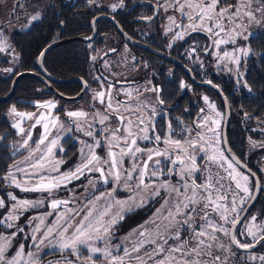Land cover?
<instances>
[{"label": "snow or ice", "instance_id": "1", "mask_svg": "<svg viewBox=\"0 0 264 264\" xmlns=\"http://www.w3.org/2000/svg\"><path fill=\"white\" fill-rule=\"evenodd\" d=\"M253 2L254 0H236L234 4H225L222 0H173L171 6L180 13L181 20L178 22L174 16H170L168 19L172 25H175V28L182 29L180 32H174V39H183L185 35H190L192 32L206 34L211 41V48L214 49L217 68H227L231 72L233 69L228 67L230 64L234 65L236 72L239 73L241 55L247 57L251 49L249 47H236L230 51L226 48L222 49V46L235 45L237 38L248 39V36L244 35L247 31V25L243 23L244 18L247 19L248 23L253 21L257 24L261 23L251 10ZM255 2L260 4L261 0H255ZM161 7H164L165 11L168 10V5H161ZM113 10H115V6H113ZM255 11L260 12L264 17V4H261ZM31 19L37 20L39 16L34 15ZM225 21H227V24ZM238 29L239 31H237ZM168 31H174V29L169 26ZM2 35L0 33V37ZM7 48V42L0 39V53L5 52ZM205 52H208V47L205 48ZM42 56L43 53H41ZM208 83H211V81H208ZM85 87H87L86 84ZM183 87L185 85L182 82L181 88ZM245 87H247L246 83ZM151 91L158 92V89L153 88ZM249 91H251L250 88ZM125 95L131 97L132 93L129 91ZM105 96L104 91L96 92L94 99H98L101 104H105ZM157 99L159 103H163V100H159V97ZM203 99L209 110L208 113L194 122L195 128L185 127L183 129L184 135L179 139H174L172 135L174 130L170 122L167 125V136L161 137L159 134L149 135L150 131L152 133L156 131L152 117H149L146 122L142 116H137L136 121L138 123H136L130 116H123L120 113L121 107L128 112H136L140 110V106L133 107L128 105L127 102H117L119 107H114L109 91L107 93L106 110H110V114L116 115L117 120L120 121V126L111 132L110 139L107 141L108 159L102 160L101 157L95 154L94 147H101L100 140L96 139L92 132H86L85 135L93 136L96 141L95 145L86 144L90 149L88 158L82 164L77 165L74 170L67 173L60 172L58 165L61 162L55 160L53 154V149L57 146L59 137L53 138L45 145L50 135L49 123L55 127L59 123L58 117H50L49 114L44 112H41L39 116L34 113L18 112L13 107L10 110L11 114L20 119L12 127L16 128L20 135L25 133V129L22 127L24 120H34L32 127L40 125L42 121L44 122L42 124L44 133L35 142V148L29 153L28 159L31 162L27 165V168L14 166L3 177L4 180H10L11 185L20 189V191L47 192L51 195L61 186L66 187V183H70L73 179H79L85 170L99 172L104 184H108L109 177L119 184L122 179L121 169L123 168L124 158L128 157L131 161V167L124 169L125 184L123 186L125 188L132 187L128 182L135 178L137 181L135 187L141 191L152 188L154 189L152 195L158 196L160 190L163 189L169 197L172 193H175L176 197L171 206H169L168 199H165L162 205V209H167V214L162 217L168 221V224L165 225V231L163 233L158 232L157 238L149 237L147 231L140 232L141 237L148 238L140 240L131 249L124 247L123 255L113 254L108 239H110L113 226L123 219L125 208L131 210V207L127 205V201L115 200L112 192H101L99 195L92 194L93 198H86V202L79 209L68 208V205L72 203L70 200H52L50 207L54 211L62 205L64 210L56 212L54 223L47 227L45 234L36 244V247L39 248L45 240L55 234L58 237V242L54 247L59 248L61 253L69 252L70 255L76 257L75 261L66 259V264H77V262L83 264L85 261L86 264H97L101 259L106 264H126V261L127 264H132L133 261L138 262V264H148V260H151L153 264H217V262L226 264V261H222L221 257L214 255L212 251L214 246L225 249L224 243L220 242V237L216 233L226 237L233 233L230 235V239L232 244L237 247L246 250L255 247V244H241L237 240L234 229L236 224L239 223L238 214L231 220L229 219L232 213H237L236 196L234 195L233 199L229 201L227 191H221L225 188L222 181L225 179L231 180L235 184V189L245 194L244 197H240V204L243 205L245 199L251 196L248 187L249 177L239 172L232 161L224 155L223 149L219 147L221 143L219 118L222 117V114L217 111L216 105L210 102L207 96ZM36 107L51 110L56 107V104L53 101H47L37 104ZM203 111L201 109V112ZM152 112L155 115V109H152ZM67 115L77 121L86 120L88 117V113L84 111L69 112ZM95 116L100 124H105L110 119V115L100 112H97ZM125 120H127V124H124ZM134 126L135 131L133 130ZM77 128L82 130L79 123ZM121 129L124 131L123 136L119 135ZM101 131H104V129H101ZM31 139L29 133L22 146L27 147ZM138 139L153 143L156 147L145 146L142 148L137 144ZM160 144H163L164 147L161 148ZM42 145H45L43 151L41 149ZM261 146H264V144ZM116 148H119V152L114 151ZM36 153H40V155L33 160L32 157ZM201 153L202 156H200ZM161 157L164 161H167L164 167H160L163 163ZM198 157L203 162V172L201 163H198ZM232 160H235V156L232 157ZM236 163H239V161H236ZM150 164L151 168L149 167ZM102 165L108 166L107 172ZM213 165L218 169H222L227 175H221L219 171L214 173L212 171ZM29 168L32 171H28ZM15 172L23 173L24 179H18ZM52 173H58V175ZM197 173H201L202 180ZM164 175L169 177L176 175L181 183L173 184L170 180H161L159 186L155 183H145V177L151 176L159 179L160 176ZM198 180H201V182L197 183ZM8 195L9 199L15 201V203L11 205L8 214L0 219V224H5L6 227L11 228L13 227L12 222L19 219L17 213L35 207L37 202L18 199L17 196L11 193ZM105 196L111 198L114 203H108L100 211L97 209V203L103 200ZM130 199L135 201V197H130ZM39 203H42V201ZM115 205H119V211L113 213L112 208ZM5 206V201L0 199V208ZM81 213H83L82 216ZM212 213L219 217L220 222L210 218ZM48 215H52V213H48ZM77 217H80L79 222H77ZM106 217L107 219H105ZM197 217L202 223H196ZM39 219L40 224L45 223L43 218ZM255 221L256 217L252 216L251 224L246 229L247 234L253 239H256L257 235L253 230L254 228L264 231V226L257 225ZM229 223L232 225L231 229L225 226ZM157 228H159V225H157ZM172 228H175L174 232L169 231ZM40 230L37 227L34 231L39 232ZM20 231H23V229L21 228ZM182 233H187V235L182 238ZM15 235V233L12 234L13 237ZM157 239L161 242L157 243ZM170 239L174 240L175 243L169 245L168 241ZM260 240H264V235H261L256 243H259ZM98 241L104 242V246H98ZM33 242L36 243L35 236H33ZM10 244L11 241L7 237L0 235V264H5V261L6 264H21L22 261L23 264H40L39 257L32 258L34 256L32 252L27 253L28 259H25L23 245L16 251L15 255L7 258L5 253ZM146 244H152L153 247L146 250L144 255L133 256V253H139ZM225 250L231 251L230 248ZM85 251L87 255L84 254ZM116 251H121L119 246H116ZM145 256L148 258L147 260ZM204 256H208L210 259L203 260L202 257ZM257 258L264 262V255L259 257L253 255L251 257L253 261Z\"/></svg>", "mask_w": 264, "mask_h": 264}, {"label": "flooded vegetation", "instance_id": "2", "mask_svg": "<svg viewBox=\"0 0 264 264\" xmlns=\"http://www.w3.org/2000/svg\"><path fill=\"white\" fill-rule=\"evenodd\" d=\"M233 1L234 0H222L225 4H231ZM172 2L173 0H15L12 9H16L18 5L25 4L29 7L27 9L29 10L27 16L31 18L34 15H38L39 19H37V21L27 30L14 33L7 41L4 39L8 45V48L4 53L8 57V61L0 62V68H11L12 70L13 62H11V55L9 52L15 53L17 57L16 63L19 58L15 49L14 39L19 35L29 33L34 27H37L40 31V39L42 42L45 37H50L52 40L50 44L74 38L85 39L87 41H72L54 48L67 50L66 54L68 59H70L68 60V64L69 67L72 68L69 71L74 70V58H77L78 56L84 57L83 53L87 56L88 59L86 62L79 61L78 63H81L80 70L93 75V78L89 79V83L82 78L87 83V90L82 98L89 94L90 88L94 89L95 87L100 86L99 83H102V79L108 78H106V75L110 70H117L119 74H126V77L123 76V80L116 85L121 87L117 89L125 93L130 91L132 96L128 97L131 100L134 99L137 101V99L133 98L134 95H137L138 98H143L151 105L148 115H145V118L147 121L149 117H152L156 131L155 133L150 131L149 135L159 134L161 137L167 136V125L170 122L174 130L172 133L173 138L179 139L184 135L183 129L185 127L195 128L194 122L201 117V109L204 108L202 96L205 94L211 97L219 108L218 100L205 93L203 91V88L205 87L195 85L187 73H185L179 66L166 58L145 51L126 42L124 37L118 32L117 27L110 21L113 20L120 27L122 32L132 41L145 45L151 50L161 53L182 64L190 71L195 82L201 83L204 81H210L208 79L209 76L221 75V73H212V67L208 65L207 56L213 49L211 48V41L206 34L202 32H192L190 35H185L183 39H174V32H180L182 29L175 28V25H172L168 19L170 16H174L178 22L181 20L180 13L171 6ZM161 5H168V10L165 11L164 7H161ZM113 6H115V10H113ZM13 14L14 11L10 10L6 23L11 21ZM93 21L94 23L92 24ZM169 26H171L174 31H168ZM206 47H208L207 53L205 52ZM124 49L128 51V53H125L128 57L136 60H131V63H128V61L126 63L123 58H115L113 59L114 61L111 60L114 58V55L117 54L116 56H118L119 54H122ZM38 57L34 69L22 72H30L40 75ZM42 67L45 70L43 61ZM13 71L14 69L10 74H12ZM96 78L99 79V83L97 82V84H95ZM35 81L45 87L42 82L38 80ZM107 81L115 84L113 80ZM182 82L185 85L183 88H181ZM52 85L56 89L55 86L58 84ZM216 86L220 89L218 85ZM153 88L158 89V92L151 91ZM245 91L247 93L249 92V89L248 91L245 89ZM138 93L141 94L139 95ZM157 97H159V100H163L162 104L159 103ZM218 99L220 100L219 96ZM121 101H123V99H121ZM152 109H155V115H153ZM221 111L224 119V110L222 109ZM231 117L232 113L230 115L229 123ZM252 121L255 125L248 126V129L234 132L235 136L237 134L240 137H244L243 145H239V142L236 140L235 142H229V124L227 128V142L231 153L251 172H253L258 180V192L255 202L234 229V234L241 244H254L261 235H264V231H261V233L256 236V239H253L246 231L247 227L251 224L252 216L256 217L255 223L264 226V175L261 170L262 166H264V146H261L264 142V135L260 133L259 129L255 130L256 127H264V120L252 119ZM197 131H199V129H197ZM221 134L222 126L220 137ZM193 135H195V133H193ZM248 141L252 143L256 142L257 145L253 149H248ZM154 145L155 144L147 141L145 142L144 147H153ZM220 145L221 149L224 151V155L232 161L237 170L249 177L248 187L251 196L245 199L243 205L240 204V197H244L245 194L238 192V190L235 189V184L231 180L225 179L222 181L225 188L221 191H227L228 200L231 201L233 196H236V206L238 207V210L237 213H232L230 215L229 219L231 220L236 217L237 214L239 218L241 217L245 207L248 205L255 192L256 181L252 175L239 168L226 153L223 148L222 137ZM159 146L163 148L164 145L160 144ZM166 164L167 161H164L160 167H164ZM212 171L214 173L219 171L221 175H227L222 169H218L214 165L212 166ZM197 175L201 176V180L203 179L201 173H197ZM176 177V175L170 177L167 175L160 176V178L170 180V182H174ZM153 179L156 178L153 177ZM201 180L197 181V183H200ZM236 193H238V195H236ZM174 200L175 198L171 201ZM210 218L220 222L219 217L214 213L211 214ZM196 223L200 224L202 221L197 217ZM225 226L229 229L232 228L231 223ZM170 231L174 232L175 228L170 229ZM186 235L187 233H182V238ZM216 235L220 237V241L225 244L228 243L233 250L237 251L231 243L230 235L228 237L223 236L220 233H216ZM168 243L171 245L174 243V240L170 239ZM263 245L264 241L261 242L253 252L260 250Z\"/></svg>", "mask_w": 264, "mask_h": 264}, {"label": "rangeland", "instance_id": "3", "mask_svg": "<svg viewBox=\"0 0 264 264\" xmlns=\"http://www.w3.org/2000/svg\"><path fill=\"white\" fill-rule=\"evenodd\" d=\"M14 1L15 0H0V33L3 34L0 39L2 40L5 39L7 41L11 35L27 30L34 22L37 21L32 20L27 16L29 12V10L27 9L29 7L25 4L18 5L16 9H12ZM234 3H236V0H234L231 4ZM261 4H264V0H261L260 4H257L254 0L251 8V10L255 13L256 18L261 21L260 24H257L255 21L248 23L246 18L243 19V23L247 25V31L244 33V35L248 36V39L245 40L243 38H237L235 45H224L222 46V49L226 48L231 51L236 47H249L250 39L264 33V17H262V14L260 12L255 11L258 7L261 6ZM10 10L14 11L13 18L9 23H6V19ZM225 23L227 24V21H225ZM237 31H239V29ZM4 53L5 52L0 53V62L8 61V57ZM125 53H128V51L124 49V52L122 54H119L118 56H116L117 54L114 55V58H112L111 60L114 61L113 59L115 58H123L126 63L127 61L128 63H131V60H136L128 57ZM9 54L11 55V62H13V70L14 65L16 64L17 57L13 52H9ZM250 54L251 52L247 57H249ZM247 57L241 55V62H243ZM207 61L208 65L212 67V73H221V75H228L234 80L237 88L240 89V87L243 86L248 91V87H245V83L243 81L244 76L242 70L237 73L235 70V66L230 64L228 65V67H231L233 69V71L231 72H229L227 68H217V61L214 57V49L207 56ZM9 70H11V68H0V75L3 77H8L12 72V70ZM123 76L126 77V74H119L117 70H110L106 75V78L108 77L109 79L103 78V81L100 84L99 79L96 78L95 81L98 82L100 86H97L94 89L90 88L89 94L78 101H65L54 96L38 101L28 102L29 104L34 106L33 110H17L18 112L34 113L37 116H39L41 112H44L46 114H49L50 117H58L59 123L55 127H53L51 123H49L50 135L48 136V140L45 142V145H47L53 138L59 137L58 144L53 149V154L55 160L61 162L58 165L61 173L70 172L74 170L77 165L85 162L90 152V149L86 146V144L94 146L96 142L95 139H93V136L96 139H99L101 143V147H94L95 154L101 157L102 160L108 159L107 141L108 139H110L111 132L116 127L120 126V121L117 120L116 115L110 114V110H106L107 93L109 91L111 92L112 103L114 107H119L117 102H127L128 105H131L133 107H135L136 105L140 106V110L136 112H128L121 107L120 113L123 116H130L134 121H136L137 116H142L146 121L145 115H148V111L150 110L151 105L147 103L143 98H138L137 95L133 96V98L137 99V101H135L134 99L131 100L127 95H125V92L117 89L121 88L116 85H118L119 82L123 80ZM107 80H113L115 84L110 83ZM100 91H104L106 93L105 104H101L98 99H94L95 93ZM138 94L140 95L141 93ZM205 96L207 95L204 94L202 96L204 111L201 113V116L207 114L209 111L203 99V97ZM207 97L209 98L210 102L216 105L211 97ZM121 99H123V101H121ZM47 101L55 102L56 107L51 110L38 109L36 107L37 104H42ZM13 107V104L8 105L3 111V116L5 117L11 128V131L16 137L15 140L9 144L10 155L21 154V157L14 160L8 166L5 175H7L9 169L14 168V166L27 168V165L31 162L28 159L29 153L35 148V142L39 140L41 135L44 133V129L42 127V124L44 123L43 121L40 125L32 127V125L34 124V120H24L22 123V127H24L25 129V133L24 135L18 134L17 129L12 127V125L18 122L20 118L11 114L10 110ZM216 109L222 114V117L219 118L220 132L223 121V113L217 105ZM76 111H84L88 113L87 119L77 121L73 118H69L67 113ZM97 112L110 115V119L106 121L105 124H100L98 118H96L95 116ZM78 123L82 130H78ZM136 123H138V121H136ZM124 124H127V120L124 121ZM101 129H104V131H101ZM257 129H259L260 133L264 135V127H256L255 130ZM133 130H136L135 126ZM86 132H92L93 136L85 135ZM29 133L31 134L32 139L28 142L27 147H23V142ZM119 135H124L123 129H121ZM145 142L147 141L139 139L137 140V144L142 148H144ZM254 144L255 146L257 145L256 142H249L248 149H253L255 147L253 146ZM45 145L41 146L42 151L44 150ZM153 147L156 146L154 145ZM219 147L221 148V145H219ZM114 151L119 152V148L114 149ZM39 155L40 153H36V155L33 156L32 159H36ZM202 155L203 154L201 153L200 156ZM160 159L164 162V159L162 157ZM198 163H201L202 168L203 162L200 161L199 157ZM102 166L107 172L108 166ZM130 167L131 161L128 157H125L123 168L121 169L122 179L120 180L119 184L115 183L111 177L108 178V184H104L99 172H89L88 170H85L84 174L81 175L79 179H73L70 183H66V187L61 186L51 195H49V193L47 192H22L20 191V189L12 186L10 180H4V175L1 178L3 187H1L0 189V199H3L5 201L6 206L4 208H0V219H3L8 214L11 205L15 203V201H11L9 199V193L17 196L18 199H27L32 202H37L35 207L17 213L19 219L12 222L13 227L8 228L5 226V224H0V235L7 237L11 241L7 252L5 253L6 257L11 258L13 255H15L20 246L23 245L25 259H28L27 253L32 252L34 254L32 258L35 259L36 257H39L40 264H66V259L75 261V256L70 255L69 252L61 253L59 248L54 247V245L58 242V237L55 234H53L48 240H45L44 244L40 245L39 248L36 247V244L39 243L41 237L45 234L47 227L54 223L56 212L64 210V207L62 205L59 209L54 211L50 207V203L52 200H70L72 201V203L68 205V208L79 209L83 206V203L86 202V198L91 199L93 198L92 194L99 195L101 192H112L115 200L127 201V205L131 207L130 211L127 210V207L125 208V210L123 211V219L119 220V222L113 226V229L110 233V239H108V243L112 248L114 255H123L124 247L131 249L133 245L139 243L140 240L148 238L141 237L140 232L147 231L149 237L157 238V233H163L165 231V225L168 224V221L162 218L163 215L167 214V209H162L164 200L168 199L169 206H171V204L173 203V201L171 200L176 198L175 193H172L171 197H169L168 193L161 189L160 195L153 196L152 193L154 189L152 188H149L147 191H141L140 189H137L135 187V184L137 183L135 178L132 181L128 182L132 185V187L125 188L123 186L125 184V179L123 178L125 175L124 169H129ZM149 167L151 168V164L149 165ZM261 170L264 175V166H262ZM28 171H32V169L29 168ZM52 174L58 175V173ZM15 175L20 180L24 179V174L21 172H15ZM161 180H164V178L159 177V179H153V177L151 176L145 177V183H155L157 186H159ZM171 183L179 184L181 182L179 181V177L177 176L174 179V182ZM130 197H135V201L131 200ZM40 201H42V203H39ZM108 203H114V201L111 198L105 196L103 200H100L97 203V209L102 211ZM117 211H119V205H115L112 208L113 213ZM48 213H52V215H48ZM82 215L83 213H81V216ZM39 218H43L45 223L40 224ZM79 219L80 217H77V222H79ZM105 219H107V217ZM256 224L259 225V223ZM157 225H159V228H157ZM37 227L41 229L39 232L34 231ZM21 228L23 229V231H20ZM253 230L257 233L256 236L261 233V231L258 229L254 228ZM13 233L16 234L15 237L12 236ZM33 236H35L36 243L33 242ZM160 242L161 241L157 239V243ZM97 244L100 247L104 246V242L98 241ZM224 245L225 249L230 248L231 251L229 252L225 249H219L215 246L213 247L212 251L214 255L220 256L222 261H226V264H264V262H261L258 258L255 261L251 259L253 255L257 257L264 255V245L262 246L263 249L261 248L257 252L249 253L237 252L233 250L228 243H224ZM116 246L120 247V252L116 251ZM152 247V244H146L139 253H133V256L144 255V252L146 250H150ZM84 254L87 255V252L85 251ZM145 259L147 260L148 258L145 256ZM157 259H159V257H157ZM202 259L209 260L210 257L204 256L202 257ZM21 264H23V261L21 262ZM77 264H80V262H77ZM83 264H86V261L83 262ZM97 264H106V262L101 259L97 262ZM132 264H138V262L133 261ZM148 264H153V262L151 260H148ZM217 264H220V262H217Z\"/></svg>", "mask_w": 264, "mask_h": 264}, {"label": "trees", "instance_id": "4", "mask_svg": "<svg viewBox=\"0 0 264 264\" xmlns=\"http://www.w3.org/2000/svg\"><path fill=\"white\" fill-rule=\"evenodd\" d=\"M14 41L19 58L12 74L8 77L0 75V98L9 92L11 82L18 73L35 68L39 53L52 42L50 37H45L42 42L40 31L37 27H34L27 34L19 35ZM249 47L251 54L241 63L240 67L243 71V81L251 91L246 93L243 86L240 89L237 88L236 83L228 76L213 75L208 77L211 82L220 87L230 105L232 117L228 128V139L229 142H235L236 140L239 145L244 144V137H240L237 134L235 136L234 132L248 129V126L255 125L252 119L264 120V33L250 39ZM66 51V49H53L48 52L43 60L45 70L49 75L58 79L81 77L89 83L88 81L93 78V75L81 71V63H78L79 61L86 62L87 56L83 53L84 57L78 56L74 58V70L69 71L72 68L69 67L68 60L70 59H68ZM95 84H97L96 81ZM55 87L64 96H74L81 89V85L78 83L56 85ZM203 91L217 99L220 110L223 109L221 101L212 90L203 88ZM49 97H54V95L47 88L31 78H22L18 81L15 93L10 101L0 104V189L3 187L1 178L7 172L8 166L21 157V154L10 155L9 144L16 137L3 116V111L10 104H13L18 111H30L34 109V106L28 102Z\"/></svg>", "mask_w": 264, "mask_h": 264}, {"label": "water", "instance_id": "5", "mask_svg": "<svg viewBox=\"0 0 264 264\" xmlns=\"http://www.w3.org/2000/svg\"><path fill=\"white\" fill-rule=\"evenodd\" d=\"M110 20V19H109ZM116 27H117V30L118 32L124 37L125 41L128 42L129 44L133 45V46H136V47H139L145 51H148L150 53H153V54H156L158 56H161L163 58H166L167 60L171 61L172 63H174L175 65L179 66L185 73H187V75L190 77L191 81L195 83V85L197 86H200V87H205V88H209L211 90H213L220 98V100L222 101V104H223V110H224V119H223V125H222V134H221V137H222V144H223V148L224 150L226 151V153L230 156V158L232 159V157L234 156L231 151H229V146H228V142H227V128H228V124H229V120H230V107H229V104L227 102V99L226 97L224 96V94L221 92V90L213 83H208V81H204V82H195L193 80V77H192V74L190 73V71L185 68L182 64H180L179 62L161 54V53H158V52H155L153 50H151L149 47L145 46V45H142L138 42H135V41H132L131 39H129V37L122 32V30L120 29V27L113 21V20H110ZM94 23V21L92 22V24ZM72 41H87L85 39H82V38H74V39H71V40H66V41H61V42H55V43H52L50 45H48L41 53H43V56L41 57V53L38 57V67H39V70H40V75L38 74H34V73H30V72H22V73H19L17 74L12 82H11V85H10V90L9 92L0 98V104H4V103H7L8 101H10V99L13 97L14 93H15V90H16V85H17V82L21 79V78H33L35 80H38L40 82L43 83V85L57 98L59 99H62V100H65V101H78L82 98L83 94L86 92L87 90V87H85V84L87 85V83L82 79V78H71V79H66V80H61V79H57V78H54L52 77L51 75H49L42 67V61H43V58L45 57V55L52 49L56 48V47H59L63 44H66V43H69V42H72ZM79 83L82 85V89L81 91L75 95V96H64L62 95L59 91H57V89H55L53 87L52 84H58V85H67V84H71V83ZM215 85V86H214ZM264 124V123H263ZM226 141V143H225ZM235 163L236 161H239L238 158L235 157V160H233ZM236 165L241 168L243 171H245L246 173H249L250 175H252L254 178H255V181H256V188H255V192L251 198V200L249 201L248 205L245 207L241 217L239 218V221L244 217V215L247 213V211L252 207V205L254 204L255 202V199L257 197V192H258V180L255 176V174L253 172H251L245 165H243L240 161L239 163H236ZM238 224V223H237ZM236 224V225H237ZM236 227V226H235ZM233 234V233H230V235ZM231 240V239H230ZM264 240H260L259 243H254L255 244V247L253 248H249V249H244V248H240V247H237L235 244H232L235 249L239 252H242V253H249V252H253L261 242H263ZM232 243V242H231Z\"/></svg>", "mask_w": 264, "mask_h": 264}]
</instances>
